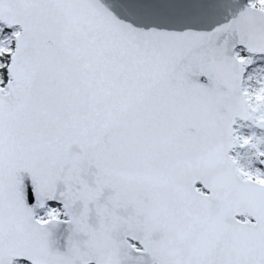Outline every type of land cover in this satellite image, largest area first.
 Wrapping results in <instances>:
<instances>
[{
	"label": "snow or ice",
	"instance_id": "1",
	"mask_svg": "<svg viewBox=\"0 0 264 264\" xmlns=\"http://www.w3.org/2000/svg\"><path fill=\"white\" fill-rule=\"evenodd\" d=\"M0 264H264V0H0Z\"/></svg>",
	"mask_w": 264,
	"mask_h": 264
}]
</instances>
